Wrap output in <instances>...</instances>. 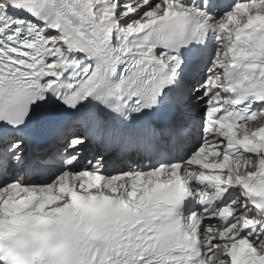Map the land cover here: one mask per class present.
<instances>
[{
  "label": "snow or ice",
  "instance_id": "snow-or-ice-1",
  "mask_svg": "<svg viewBox=\"0 0 264 264\" xmlns=\"http://www.w3.org/2000/svg\"><path fill=\"white\" fill-rule=\"evenodd\" d=\"M0 264H264V0H0Z\"/></svg>",
  "mask_w": 264,
  "mask_h": 264
}]
</instances>
